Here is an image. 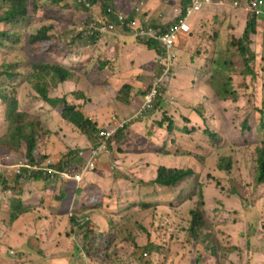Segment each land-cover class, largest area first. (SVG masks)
<instances>
[{
    "label": "rangeland",
    "instance_id": "374dc122",
    "mask_svg": "<svg viewBox=\"0 0 264 264\" xmlns=\"http://www.w3.org/2000/svg\"><path fill=\"white\" fill-rule=\"evenodd\" d=\"M38 1L41 4L39 8L36 11L30 12L29 17L21 21L22 23L18 25L19 28L23 30L27 28L32 29L33 24L31 22L37 21V24L45 23L56 25V23H59V29L63 28V30L71 32L72 34L70 35L74 36L75 33L81 34L80 42H73L74 40H72L68 43V46L77 49L75 50L76 52H82L81 48L83 46L92 45L90 43L93 38L83 37L88 24V18H86L84 10H79L76 7L73 0H62L65 9L51 6L47 0ZM215 1L216 0H214L211 6L198 13H194L189 18L188 25L194 35L190 39L193 41L196 38L198 42L192 44L190 48L191 53L184 57L183 55L187 52L180 51L178 53V49H176V57L172 63L174 66L172 77L174 74H176V76L167 83V86L164 87L163 90L160 89L158 91V97L160 98L158 99V97H156L154 101V104L158 103V107L161 106L162 110L175 117L178 127L176 131L174 129L172 135L167 136L163 132L158 133L152 131V125H154L153 118L158 114H156L157 110L144 113L142 107L145 100L143 101L141 98L137 99L135 103L137 110L134 108L127 109L123 106L120 107V105L115 102L116 98L110 94L113 90H110V87H106L109 85L108 72L106 75V73L103 72L105 68L99 70L96 67L100 59L95 61L92 65H86L84 67V73L88 75L91 81V84L87 88L82 89L84 91L83 94L88 95L87 99H84V101L90 102L85 107L86 112L92 114V118L99 122L101 125L100 127L109 126L111 120L122 116L120 113H129L131 111L132 114H135L137 112L138 116L134 118L137 120L136 124L135 126H131L130 129H132L135 134L145 138H148L151 133L152 140H150V143L157 146L165 143L166 150L172 154L170 156L158 157V160L156 159L154 162L150 161L153 157L149 155L138 160L133 154H129L128 148L131 146L130 143H124L122 145V152L116 149L111 153L108 151V143L110 141L106 143L107 151L102 152H107L105 153L107 156H100L97 159L96 155L99 152L95 155H93V153L95 152V147L99 145L97 134L100 129H97L98 132L95 135L84 134L79 130L77 124L63 120L53 108L47 106L43 101L30 94V80L27 77L31 73V68L29 66L20 67L23 74L14 84L5 78L3 69L0 70V89L6 91L16 90L22 102V108L20 109L30 111L27 106L30 105V107L35 109L31 112L40 115L42 121L51 129L52 136L48 143V153L50 156L55 158L62 153H66L68 150L76 151V154L72 157V164L75 163L84 170L83 180L88 178V181L91 179L96 184L95 187L90 189V195L98 199L99 205L106 203L104 212L117 211L116 214L121 223L126 224V227L132 225L136 227L137 230L135 234L130 235L128 232L125 233L127 238L126 240H122V242L125 243L124 245L130 244L131 238L136 237L139 239V243L141 240L142 245L148 244V248L147 246H142L140 251L133 254L134 257H132L135 261L129 264H139L138 261L140 262V257H142L143 252L144 254L141 262L144 259L148 264L163 263L161 256L157 257L152 253L158 250L155 247H160L162 249L164 247L165 250L168 251L167 241L170 235L168 232L163 231V228H157L159 224L158 219H162L163 223L169 222L170 226H168V228L185 227L186 223L182 220V213L185 212L187 208L178 204L175 199L177 195L175 191L162 190L160 188L156 190L153 186H146L140 183V180L144 181V183L152 181L154 177H156L158 165L176 168L188 165L186 158L174 155L176 151L191 152L197 154L198 157L201 156L204 158L203 164H205V168L204 170H202L203 167L201 168L197 180L201 187H197L194 196L197 195L200 189L206 204V213L210 215L209 217L212 221L214 220L215 223L217 222L216 224L219 225L221 240L227 243V245L239 248L238 254L237 251H235L224 264H264V185H254L255 145L252 144V142H255L259 137L260 139L263 138L262 133L264 131L258 113V109L262 110L264 113V29L253 37L250 46V50L254 53V59L256 60L254 66L256 78L248 82L249 86L247 90H245L240 80L242 63L239 56L233 49L227 51V48L224 49L223 47H219L220 45L218 43L214 46L211 26L215 24L216 20L224 19V21H226V19L229 18L231 21L232 19V25L236 22V36H240L245 27L246 18L250 16V13L244 11V9L239 6H235L234 3L238 2L237 0H217V4H215ZM261 1L262 0L258 1L259 8L264 10V5ZM177 6L180 10V4L177 3ZM204 12L209 13L205 16ZM198 15L201 19L197 18ZM259 15L261 16L259 17V21H262V23L259 22V27L262 28L264 27V13L261 12ZM58 17H63L62 21L65 22L64 25ZM71 18L72 21H70ZM209 18L211 22H206ZM83 23L86 24L84 25ZM200 24H204V29L201 31H199L200 28H198ZM65 25L68 27H65ZM192 28L197 30L194 31ZM222 43L223 42H221V45L224 46ZM24 47L25 42L23 41L15 48L0 50V61L2 65L7 62H15L20 56L23 57ZM85 51H87V49H85ZM198 51H200V53L203 51V55H201L199 60L197 59L195 61L197 64L192 67L194 63L188 62V59H192V56L197 54ZM73 54L76 55L77 53L73 52ZM131 55L132 53H129L128 57L124 58V61H117L118 64L112 66V68L119 73L120 77H113L111 79L112 82L109 83L117 89L125 82L132 84L134 88H139L142 84V82L134 81L128 77L125 78L124 81H117V79L122 78L121 74L127 68V58H130ZM144 55L150 60H154L155 58L151 52H145ZM217 56H220V59H224L225 62H228L227 68L224 71V78H230L231 87L238 95L235 99L221 102L219 106L214 103L212 97L207 96L204 90L196 86L197 82L191 85L190 79L182 82L183 80L180 78V76H182L181 71L184 69L192 70V81L197 77L198 73L204 76L201 67L207 71L208 64ZM64 57L65 56L60 58L59 61L62 62ZM80 58L81 56L79 55V59ZM74 61L75 62L71 64L72 67L78 66L79 61ZM228 70L232 71L230 75L227 74ZM158 71L159 66L157 64L156 68H153L151 74L149 71L147 72V77L145 83L142 84L140 94L141 91H146V93H148L150 84L152 83L151 87L153 85L154 75L158 74ZM157 76L159 79V75ZM95 77L97 78V82L92 84ZM204 77L206 79L207 76ZM75 78H78L77 74H75ZM79 82L80 81L74 83L77 84ZM245 82L247 83L246 78ZM184 83H186V91L184 90V92H182L179 90V85H182L181 88H183ZM11 86H14V88H8ZM83 86L82 84L76 88H81ZM191 87L194 88L195 92L191 93ZM206 98H211V101L206 100ZM4 113L5 106L0 101V140L6 138L5 134L7 132V123ZM197 114L201 115V117ZM124 119L128 124L130 119ZM184 120L186 122H184ZM246 121L247 127L245 128L242 123L245 124ZM183 125L189 129V134L180 131ZM205 130L216 133L219 139L214 142L211 141L204 133ZM244 143H247L248 147L241 150L239 147L243 146ZM21 148L24 150L25 145H22ZM41 148H43L44 151L42 153L40 152L42 154L40 158L46 153L45 147L41 146L39 150ZM108 155H111V157L109 158ZM19 156V154L12 155L13 158L11 161L7 160L5 157V165H0V264H33L34 262H31V259L27 258L28 256L41 258L38 256V254L42 255L41 251L36 250L38 241L37 236L34 234V230L40 231L44 235L51 234L50 238L45 236L41 240L44 242L47 240L48 243H51L53 240H51V238H54L61 250H70L73 252L75 248L78 249V251L85 248V251H89L90 248L86 246V243H82L83 239L81 232H77L72 238L67 236V216H63V218H60V216L54 219L52 218L54 227L51 231L49 222L44 220L48 213L43 212V208L56 207L54 206L55 203L51 202L52 198L49 199L46 196L44 197L45 202L37 205L41 197L42 189H47L40 181L35 182L32 181V179L31 181L26 180L25 183H22L23 185L20 184V189L24 190L22 197L24 203H22V206L23 208H32L33 212L24 217L14 214L11 216L10 213L16 211V207L19 206V203H14L13 208L11 206L12 199L15 196L12 187L16 186L14 177L17 173V169H14V164L19 161L17 159ZM222 156L231 158L232 165L229 172H219L215 169L217 159ZM98 163V166L102 169L94 171L93 166ZM12 166L13 168H11ZM86 167L88 168L86 169ZM194 169L199 170L200 164H195ZM208 174L212 179L207 176ZM5 180L7 181L5 184L1 183V181ZM62 184L63 183L60 185ZM5 185H8L9 188ZM53 189H55V187ZM76 198L77 197L73 200ZM68 200H70V198ZM77 204H74L72 208L77 206ZM141 204L151 206V211H153L151 217L145 222L146 230H141L140 227L136 225L138 223L141 224L143 220L142 214L145 209L141 207ZM169 205L175 208V218H173L170 212L171 209L166 208V206ZM7 208H9L11 212H7ZM129 208H133L132 211H134V215L132 217H129ZM164 208L167 209L166 212L171 215L170 218H166L168 215L161 212ZM37 211L41 214H38ZM41 219L43 224L39 226ZM91 219L98 224L101 230H96V236H94L95 241L91 243L96 254H98L97 250L103 245V232H107L108 224L106 219L101 215H91ZM8 229H12V232H8ZM180 235L183 239H187L185 232H180ZM110 239L112 240L113 237ZM44 246L42 249L43 252H45L44 254H46L44 259H49L54 252L53 248L46 250ZM151 246H153L154 251L151 250ZM145 252L148 255L146 258L144 257ZM180 252V248H178L177 253L179 254ZM184 254L182 261L178 259L180 258V254L177 256L178 264H192L194 259H196L193 250H190L188 254ZM2 255H4V257ZM112 256L113 253L107 257L101 254L99 260L103 264H110L109 261ZM66 257L69 258V256ZM207 258L208 255H201L199 264H208L206 261ZM59 262L57 264H69L67 261ZM121 264H128V262L124 261ZM165 264H169V258Z\"/></svg>",
    "mask_w": 264,
    "mask_h": 264
},
{
    "label": "trees",
    "instance_id": "16d2710c",
    "mask_svg": "<svg viewBox=\"0 0 264 264\" xmlns=\"http://www.w3.org/2000/svg\"><path fill=\"white\" fill-rule=\"evenodd\" d=\"M81 1L82 0H73L79 10H84L86 18L88 19L95 16L102 18L108 16V8L112 10L113 14L110 15L113 16L114 19L116 14H120L119 10L116 8V0H89L91 8H87ZM237 1L238 3H246L247 6L251 7L250 11H246L250 13V16H247L246 18L245 27L241 35L236 36L235 26L232 25L229 18H227L226 21H224V19L216 20L215 24L211 26V32H213L214 46H216L218 43L220 45L219 47H223L224 49L227 48V51L233 49L239 56L242 63L240 80L243 84L242 87L244 86L245 90H247L249 86L248 82L256 78V73H254L256 60L254 59V53H252L250 50V46L252 44L253 37L258 35V33L263 30L264 27H259V22L262 23V21H259L258 16L255 14L256 9L253 6V4L259 0ZM262 1L264 2V0ZM47 2L50 3L51 6L65 9V5L62 0H47ZM216 2L217 0L215 1V4H217ZM188 3L189 0L180 1L181 13H183V8L187 6ZM212 3H214V0H211L210 6ZM40 5L41 4L38 0H0V50L5 48H15L23 41L25 42L23 57L20 56L18 60H15V62H7L3 65L0 61V70L3 69L5 78L14 84L23 74V71L20 70V67L29 66L31 68V73L27 77L30 80V94L43 101L47 106L53 108L63 120L77 124L79 130L82 133L95 135L98 132L97 129H101L103 127H100L101 125L97 120L92 118V115L88 116V113L85 110L86 105L90 102L84 101V99H87L88 95H84V91L82 89L87 88L91 84V81L88 79V75L80 73L79 70L83 69L86 64H81V68L79 69L77 68L78 66L75 68H67L61 64V61H59L63 56L77 50L72 46H68V43H70L72 40H74L73 42H80L81 34L75 33V35L72 36L70 35L72 34L71 32L65 31L63 28L59 29V23H56V25L45 23L37 24V21L31 22L33 24L32 29L27 28L23 30L18 27V25L22 23L21 21L26 20L29 17L30 12L36 11ZM144 16L147 17L148 15L145 14ZM58 19L63 23V25L65 24V22L62 21L63 17H58ZM207 20L206 22H211L210 18ZM70 21H72V18ZM204 24L200 25L199 31L204 29ZM65 27L68 26L65 25ZM186 34H188L186 35L187 39L194 36L192 31L191 33L188 32ZM135 39L138 40L140 44L144 45L149 51H154L157 55L158 61L164 57L161 47H159L158 42L155 40L146 42L145 40L138 38ZM95 40L97 39L93 38L90 44H95ZM180 42L181 41L179 39L175 45V51L178 49ZM196 42H198V40L195 38L191 43H189V45L192 46V44H196ZM221 42H223L222 44H224V46L221 45ZM201 55H203V51L201 53L198 51V53L194 56L191 55L192 59L189 58V60L191 61L197 57L201 58ZM214 59L208 64L207 71L201 67L204 76H207L206 79L204 76H201L198 73L196 77L197 79L195 78L192 81L191 69L182 70V76H180V78L183 80L182 82L190 79L191 85L196 84L197 82L196 86L199 89L206 90L205 92L207 93V96L212 97L214 103L219 106L221 102L228 101L229 99H235L238 95L231 87L232 85L230 83V78H224V71L227 68L228 62H225L224 59H220V56H217ZM106 64L108 63H105L104 65ZM196 64L197 63L194 62L192 67H194ZM158 66L159 71L158 74L154 75L152 87L151 83L148 93H146V91H141L140 94L139 90L137 93V96L139 95L138 99L141 98L144 101L145 97L152 91L153 88L158 91L160 89L163 90V88L167 86V83L173 80L176 76V74H174L172 77V71L171 75H167L165 78L164 76L162 77V66L159 65V62ZM231 73L232 71L228 70L227 74L230 75ZM75 74L78 75V78H75ZM157 75H159V79ZM245 78L247 83L245 82ZM78 81L80 82L77 84L74 83ZM82 84L84 85L83 87L76 88ZM185 84L186 83H184L183 88H181L182 85H179L180 91L184 92L186 86ZM8 88H14V86ZM115 89L117 88L115 87ZM110 90L114 89L110 87ZM133 90L134 87L130 83L125 82L121 84L119 90L116 91L117 96L115 102L119 104L120 107L123 106L127 109H133L135 103L130 101L132 99L131 93ZM190 91L191 93L195 92L194 88L192 87L190 88ZM112 93L113 91L110 92V94L113 96ZM159 98L160 97H158V99ZM206 100L211 101V98H206ZM0 101L5 106L4 115L7 123V132L5 134L6 138L0 140V165L4 157L8 155L19 154V159L24 160L26 163H37L42 169L41 171L36 172L37 176L32 178L33 180L22 175H16L14 177L16 186L12 187V190L15 196L12 199L11 206L13 208L14 203H19V206L16 207V211L10 213L11 216L14 214L16 216L18 215L24 217L25 215L33 212L32 208H23L22 206V203H24L22 201L24 190L20 189V184L25 183L26 180H32L35 182L40 181L47 189H42L41 197L37 205L43 204L45 202V196L49 199L52 198L51 202L55 203L54 206L56 208L46 207L43 208V212H46L51 216H60V218L67 216V236L72 238L77 232H81V236L84 241H82V243H86V246L90 248L89 251H85V248L78 251V249L75 248V251L71 252L70 250L68 251L59 249V245L55 241L53 245L48 246V249L53 248L54 252L51 254L49 259H44L46 254H44L45 252H43L42 249L47 241L44 242L41 240L45 236L43 237L40 231L34 230V234L37 236L38 241V247L36 250L41 251L42 255L38 254V256L42 259L28 256L27 258L31 259V262H34L33 264H57L59 261H67L69 264H74L77 262H79L77 264H85L84 258L93 259V253L95 252L96 254V251L93 249L91 243L95 241L94 236H96V230L99 229V226L94 220L91 219V215H101L107 221L108 229L107 232H103V245L97 250V252L100 257L101 254L107 257L113 253V256L110 257V264H118L122 262L125 257H132L135 252L140 251L142 246H147L148 248V244L142 245L141 240L139 243V239L137 237L131 238V243L124 245L125 243L122 242V240H126L127 238L125 233L128 232L130 235L135 234V231L137 230L136 227L134 225H127L128 227H126V224L121 223L116 214L117 211L104 212V206H106V203L99 205L98 199L90 195V188L92 189L96 186L93 180L89 179L86 185L87 178H85L86 180H82L80 185V183L73 179L74 176L83 172L82 168L78 167L75 163L72 164V157L76 154V151L68 150L66 153H62L55 158L50 156L48 153V143L50 142V137L52 136L51 129L45 124L44 121H42L40 115L31 112L35 109L30 107V105H27L28 110L30 111H24L20 109L22 108V102L19 98V93H17L16 90L6 91L0 89ZM131 105L133 106L131 107ZM143 108L144 105L142 109ZM143 110L144 113L157 110L156 114L158 115L155 114L156 116L153 118L154 125H152V131L158 133L163 132L169 136L173 134L174 129L175 131L177 130L178 124L176 123L175 117L172 114H168L162 110L161 106L158 107V103H153L151 108H145ZM136 113L133 114V116L136 115ZM258 113L260 120L262 121L263 128L264 113L260 109H258ZM122 114V116H125V113ZM133 116L130 117L129 113H127V119L130 120L128 121L127 125H124L123 128L119 129L114 134L112 139L109 140L110 142L108 143V151L113 153L114 150L117 149L119 152H122V145L124 143H130L131 146L128 148V151L130 152L129 154H133L138 160H141L145 156L149 155L150 157H153V159L150 161L154 162L156 159L158 160V157L172 155L166 150L165 143L160 146L150 143V140H152L151 133L149 134L148 138L135 134L134 131L130 129L131 126H135L137 121L134 119L135 116ZM198 116L201 117V115ZM116 121V119L111 120L109 122V126ZM184 122L186 121L184 120ZM242 125L246 128L247 121L245 124L242 123ZM180 131L189 134V129L185 125H183V128L180 129ZM204 133L213 142L219 139L218 135L214 132L212 133L205 130ZM262 134V139L259 137L255 142H252V144L255 145V186L264 185V131ZM22 145H25L24 150L21 148ZM41 146L45 147L47 153H45L42 158H40V156H42L41 153L44 151V149L41 148L40 151L39 147ZM246 147H248V144L244 143L243 146L239 148L243 150ZM105 153L99 152L96 155V158L98 159L100 156H107ZM174 155L186 158L188 165L178 168L158 165L156 177H154L152 181L144 183V181L140 180L142 185L144 184L146 186H153L156 190L160 188L162 190L175 191L177 194L175 199L178 204H181L187 208V210L182 213V220L186 223L185 227L168 228V226H170L169 222L163 223L162 219H158L159 224L157 225V228H163V231L168 232L170 235L167 241L168 251H166L164 247L163 249L160 247H155L158 250L154 251L153 246H151V250L154 251L152 254L156 255L157 257L161 256L163 259L162 264H165L168 258L169 264H178V259L182 261V257L185 255L184 253L188 254L190 253V250H193L196 259H194L192 264H199V259L203 254L208 255V258L206 259L208 264H224L235 251H237L238 254L239 248L236 246L227 245V243H224L221 240V231H219V225H217V222L215 223L214 220L213 222L209 217L210 215L206 213V204L200 189L198 190L197 195L194 196L197 187H201L197 180L198 176L200 175L201 168L203 167L202 170L205 168V164H203L204 158L201 156L198 157L195 153L186 151H176ZM108 157L110 158L111 155H108ZM195 164H200L199 170L194 169ZM98 165L99 163L93 166L94 171L102 169ZM231 165V158L228 156H222L217 159L215 169L219 172H229ZM207 176L212 179L209 174ZM6 182V180L1 181L3 184ZM61 183L63 184L60 185ZM5 186L9 188L8 185ZM54 187L55 189H53ZM75 197H77V200L75 199L76 201L73 200ZM69 198L70 200H68ZM74 204H77V206L72 208ZM141 207L145 209L142 214L143 220L141 224L138 223L136 225H138L141 230H146L145 222L151 217L153 211H151V206L141 204ZM166 208L171 209L170 212L172 213L173 218H175L176 212L174 206L169 205L166 206ZM132 210L133 208L128 209L130 213L129 217L134 215V211ZM166 211L167 209L164 208L161 212L168 215L166 218H170L171 215ZM7 212H11L9 208H7ZM38 212L39 211H37V213ZM158 216L161 217L160 215ZM49 220L52 221L51 218H49ZM41 223L42 219L40 220L39 226ZM7 231L12 232V229H8ZM180 232H185L187 239H183L180 235ZM50 236L51 234L47 235L46 237L50 238ZM111 237H113L112 240L110 239ZM44 248L46 247L44 246ZM178 248H180L181 251L179 253L180 255L177 253ZM143 254L142 257H140V262L138 261V263L148 264L146 261H144V259L141 262ZM178 255L180 258L177 259ZM2 256L4 257V255ZM66 256H69V258ZM144 257L146 258L148 255L146 254ZM94 260L96 259L94 258ZM94 260L91 261V264L94 262Z\"/></svg>",
    "mask_w": 264,
    "mask_h": 264
},
{
    "label": "crops",
    "instance_id": "0c3cea01",
    "mask_svg": "<svg viewBox=\"0 0 264 264\" xmlns=\"http://www.w3.org/2000/svg\"><path fill=\"white\" fill-rule=\"evenodd\" d=\"M116 1H117L116 8L119 10L120 13H123V14H130L131 13L133 15H135V13L133 12V7L138 5L139 3H142L143 4L142 11L145 12L146 15H148L151 22L153 24H156L159 28H165V27L169 26L177 17V14H176V12L178 11L177 3L180 4L181 0H169V1H161V0H116ZM208 13L209 12H204L205 16ZM197 18H200V16L198 15ZM230 22L232 23V19ZM194 24H195V22H194ZM191 25H193V24H191ZM233 26H236V22L233 23ZM189 30L191 33V28H189ZM192 30H194V29L192 28ZM186 35H188V34H182L181 33L179 35V39L181 41V44L179 45L177 52L178 53L180 51L181 52L184 51L185 53L187 52L185 55H183V57L186 56L187 54L191 53V50H190L191 45H189V43H191L192 41L190 38L187 39ZM85 49H87V51H85ZM81 51L82 52L74 51L75 53H77L76 55L73 54V52L65 55L61 64L67 68H69V67L75 68V67H72L71 64L73 62H75L74 60H78L79 62H78L77 68L79 69V68H81V64L82 65H85V64L86 65H92L95 61L100 59L99 65L98 66L96 65V67L99 70L102 68H105L103 70V72H105L106 75L108 72L109 82H112L111 79L113 77H115V78H118V76L120 77L119 73H117V71L115 69H113L112 66L118 64L117 61H124V58L128 57L129 53H132V55L130 58H127V62H128V64L126 63L127 68L121 74L122 78L117 79V81H124L125 78L128 77L130 79H133L134 81L142 82V84H143V83H145V79L147 77V72L149 71L151 74L153 68L155 69L156 65L159 62L157 60L158 59L157 55L154 51H149L147 48H145L144 45L140 44L138 42V40H136L132 36V34L129 30L122 29L118 26H116L114 33L106 34V35L102 36L101 41H97L95 44L83 46L81 48ZM145 52H151L155 56L154 60H150V59L146 58L144 55ZM79 55L81 56L80 59H79ZM197 59L199 60V57H197L191 61L188 59V61L194 63ZM105 63H108V64L104 65ZM177 63H178V60H177ZM84 67H83V69L79 70L80 73L85 74L84 73ZM177 68H178V65H177ZM88 79L90 80L89 77H88ZM96 79H97L96 77H95V79H93L92 84L97 82ZM109 82H108L109 85H107L106 87H112L114 89L112 94L116 98V96H117L116 91L119 89H115V87L112 86ZM142 84H141V87H142ZM141 87L134 88L133 92L131 93L132 99L130 101H132L133 103H136L138 96H139V95L137 96V93L139 92ZM204 91H206V90H204ZM204 91H201V92L205 93ZM132 106L133 105H131V107ZM133 108L135 110H137V106H134ZM120 114L123 115L122 113H120ZM87 115L91 116L92 114L88 113ZM137 115L138 114L134 115L135 116L134 117L133 114L131 113V111L129 112L130 117L133 116L134 118H136ZM120 118H117V119L124 121L125 120L124 118H127V113H125V116H121ZM114 120H115V118H114ZM120 120H117V121H120ZM112 122H114V121H112ZM105 127H108V125H106ZM105 127H103V128H105ZM81 183H80V185H81ZM87 183H88V178L86 180V185H87ZM49 218L54 219V218H57V216H51L48 214L44 218V220L46 222H49L50 227H51V231H52V229L54 227L52 224L53 221L49 220ZM54 225H55V223H54ZM67 225H68V223H67ZM42 235H43V237L47 236V234L46 235L42 234ZM48 235H50V234H48ZM51 240H52L51 243H48V241L46 240L47 242L44 244L47 248L46 250H48V246L53 245L55 243L54 238H51ZM92 258L93 259L84 258L85 264H91V261H93L94 258L96 260H94V262L92 264H103L99 260V255L95 254V252L93 253ZM124 261H127L129 264L130 262L133 263L135 260L133 257L128 256V257H125L124 260L118 264H121Z\"/></svg>",
    "mask_w": 264,
    "mask_h": 264
},
{
    "label": "built area",
    "instance_id": "2783aa9c",
    "mask_svg": "<svg viewBox=\"0 0 264 264\" xmlns=\"http://www.w3.org/2000/svg\"><path fill=\"white\" fill-rule=\"evenodd\" d=\"M97 1H101V0H97ZM81 2L84 3L87 8H91V4L89 0H82ZM210 4H211V0H189L188 5L183 8V13H181L180 10L179 12H177V21L164 29H160L159 27L155 28L151 23L149 17L141 18L140 14L142 13V9H143L142 3L134 7L133 12L136 15H133L131 13L130 14L120 13L115 15V19L113 18V16L110 15L113 14L112 10L108 8L107 9L108 16H105L104 18L95 16L88 19V24L86 26L85 29L86 31L83 34V37L95 38L97 40H100L102 36L106 34L114 33L116 26H118L122 29L129 30L134 38L145 40L146 42H149L150 40H155L156 42H158L159 47H161L163 52L162 54H164V57L159 59V65L162 66V72H163L162 77L164 76L165 78L167 75H171V72L174 69L172 63L176 57L175 45L179 40V35L181 33L186 34L190 31L188 26L189 18L194 13H198L206 9L207 7L210 6ZM234 5L243 8L244 11L251 10V7L247 6L246 3L235 2ZM253 6L256 9L255 14L258 17L260 16L259 14H261V12L264 13V10H261L259 8L258 3L253 4ZM83 24L85 25L86 23ZM157 96H158V90L153 88L152 91L145 97V103L143 109L151 108ZM126 124L127 123L125 121H116L107 128L100 129L97 135L99 145L97 146L96 149H94L95 152L93 153V155L97 154L98 152L102 153L104 151H107L106 143L110 139H112L114 134L119 129L123 128L124 125ZM12 158L13 157L11 155L6 156V159L9 161H11ZM4 159L5 157L2 159L1 164L5 165ZM18 160L19 161L14 164V169H17L16 175L30 174L31 172H38L42 170L37 164H29L23 161L22 159H18ZM11 168H13V166ZM87 168L88 167H86V169ZM83 174H84V170L81 174L74 176L73 179L76 180L78 183H80L82 181ZM144 256H146V254Z\"/></svg>",
    "mask_w": 264,
    "mask_h": 264
},
{
    "label": "clouds",
    "instance_id": "9594fccd",
    "mask_svg": "<svg viewBox=\"0 0 264 264\" xmlns=\"http://www.w3.org/2000/svg\"><path fill=\"white\" fill-rule=\"evenodd\" d=\"M263 4H264V2L263 1H261ZM256 3H258V1L256 2ZM138 5H140V3L138 4ZM134 7H136V6H134ZM134 7H133V9H134ZM180 11H181V9H180ZM177 12H179V9H178V11ZM177 12H176V14H177ZM146 13L145 12H143L142 11V13L140 14V16H141V18H144ZM136 15V14H135ZM148 17V16H147ZM259 18V17H258ZM177 21V17L175 18V20L171 23V24H173V23H175ZM189 21V20H188ZM152 23V22H151ZM153 24V23H152ZM170 24V25H171ZM153 26L155 27V28H158V26L156 25V24H153ZM189 26V25H188ZM168 27V26H167ZM167 27H165V28H167ZM160 29H164V28H160ZM190 32V31H189ZM102 39V38H101ZM101 39L100 40H95L96 42L97 41H101ZM114 120V119H113ZM111 125V124H110ZM98 135V134H97ZM96 148V147H95ZM12 156V155H11ZM17 159H19V158H17ZM24 161V160H23ZM29 164H31V163H29ZM35 164H37V163H35ZM38 165V164H37ZM23 176H28V178H34L35 176H37L36 175V172H31L30 174H22ZM73 178V177H72ZM82 180H83V176H82Z\"/></svg>",
    "mask_w": 264,
    "mask_h": 264
}]
</instances>
